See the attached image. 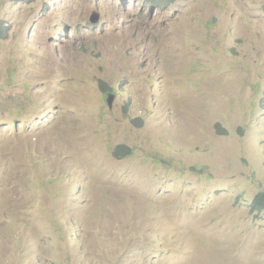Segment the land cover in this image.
Here are the masks:
<instances>
[{
	"label": "rangeland",
	"instance_id": "1",
	"mask_svg": "<svg viewBox=\"0 0 264 264\" xmlns=\"http://www.w3.org/2000/svg\"><path fill=\"white\" fill-rule=\"evenodd\" d=\"M259 193L264 0H0V264H264Z\"/></svg>",
	"mask_w": 264,
	"mask_h": 264
},
{
	"label": "trees",
	"instance_id": "2",
	"mask_svg": "<svg viewBox=\"0 0 264 264\" xmlns=\"http://www.w3.org/2000/svg\"><path fill=\"white\" fill-rule=\"evenodd\" d=\"M17 1H25V0H17ZM151 2H154V6H160L161 3L164 0H150ZM4 37L7 36V34H3ZM101 91L104 93L112 92L111 87L106 84L105 82H101ZM217 131L218 133H222L224 135H228V130L222 127V125H217ZM132 154V150L127 147L121 145L116 152H114V157L118 159H123L128 157L129 155ZM172 165V162L170 160V166ZM251 212L253 214L261 215L264 212V193H259L256 198L254 199L252 205H251Z\"/></svg>",
	"mask_w": 264,
	"mask_h": 264
},
{
	"label": "clouds",
	"instance_id": "3",
	"mask_svg": "<svg viewBox=\"0 0 264 264\" xmlns=\"http://www.w3.org/2000/svg\"><path fill=\"white\" fill-rule=\"evenodd\" d=\"M14 1H17V0H14ZM24 2H31V3H33V2H35V0H25ZM93 13H97V14H100L98 11H94ZM93 16V15H92ZM91 16V17H92ZM100 19H101V14H100ZM100 21V20H99ZM98 21V22H99ZM97 25V24H96ZM2 30H3V34H7V30L5 29V25L3 24L2 25ZM110 94V93H109ZM114 96V95H113ZM170 160H171V162H172V159L171 158H166V159H164V160H162V161H160L159 163H162L163 165H165V166H170Z\"/></svg>",
	"mask_w": 264,
	"mask_h": 264
},
{
	"label": "water",
	"instance_id": "4",
	"mask_svg": "<svg viewBox=\"0 0 264 264\" xmlns=\"http://www.w3.org/2000/svg\"><path fill=\"white\" fill-rule=\"evenodd\" d=\"M93 16L91 17V19H93L95 22H98L100 20V14L97 13H93ZM111 101V100H110ZM112 104V103H111ZM111 107V106H110Z\"/></svg>",
	"mask_w": 264,
	"mask_h": 264
},
{
	"label": "bare ground",
	"instance_id": "5",
	"mask_svg": "<svg viewBox=\"0 0 264 264\" xmlns=\"http://www.w3.org/2000/svg\"><path fill=\"white\" fill-rule=\"evenodd\" d=\"M91 22H92V23H96L93 19H91ZM110 100H111V101H110ZM111 102H112V97L109 96V99H108V104H109V106H111Z\"/></svg>",
	"mask_w": 264,
	"mask_h": 264
}]
</instances>
